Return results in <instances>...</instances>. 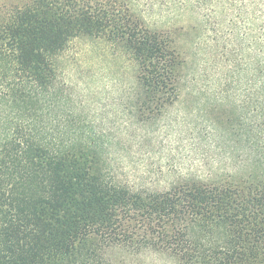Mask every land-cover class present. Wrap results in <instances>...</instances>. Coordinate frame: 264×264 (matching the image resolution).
Here are the masks:
<instances>
[{"label": "trees", "instance_id": "16d2710c", "mask_svg": "<svg viewBox=\"0 0 264 264\" xmlns=\"http://www.w3.org/2000/svg\"><path fill=\"white\" fill-rule=\"evenodd\" d=\"M198 3L229 26L246 68L227 117L235 165L149 190L112 179L110 155L177 100L178 34L148 27L126 0H0V264H264V0ZM74 39L136 64L121 139L71 96L62 65Z\"/></svg>", "mask_w": 264, "mask_h": 264}, {"label": "rangeland", "instance_id": "374dc122", "mask_svg": "<svg viewBox=\"0 0 264 264\" xmlns=\"http://www.w3.org/2000/svg\"><path fill=\"white\" fill-rule=\"evenodd\" d=\"M126 1L148 27L178 34L181 88L177 100L144 130L129 126L137 138L145 132L144 140L129 141L128 150L110 155V177L134 189L163 190L186 176L209 179L232 172L235 137L227 117L243 104L246 68L232 47L229 26L220 28L219 16L202 8L199 0ZM64 54L63 74L75 102L85 103L83 115L90 126L99 133L118 127L117 137H124L129 123L122 112L135 91V62L91 39L72 40ZM218 117L222 119L215 122ZM5 132L7 123L0 114V138ZM108 136L104 140L114 143ZM96 141L101 144L102 135ZM149 258V264L163 263L161 258Z\"/></svg>", "mask_w": 264, "mask_h": 264}]
</instances>
